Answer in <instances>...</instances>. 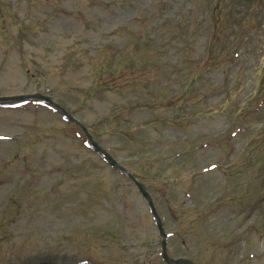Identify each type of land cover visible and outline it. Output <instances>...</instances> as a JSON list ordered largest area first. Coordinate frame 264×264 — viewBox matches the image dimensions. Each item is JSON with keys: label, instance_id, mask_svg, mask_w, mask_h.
<instances>
[{"label": "rangeland", "instance_id": "obj_1", "mask_svg": "<svg viewBox=\"0 0 264 264\" xmlns=\"http://www.w3.org/2000/svg\"><path fill=\"white\" fill-rule=\"evenodd\" d=\"M36 93L168 257L264 264V0H0V264H166Z\"/></svg>", "mask_w": 264, "mask_h": 264}, {"label": "water", "instance_id": "obj_2", "mask_svg": "<svg viewBox=\"0 0 264 264\" xmlns=\"http://www.w3.org/2000/svg\"><path fill=\"white\" fill-rule=\"evenodd\" d=\"M30 97H40V95H34V96H19V97H16V99H29ZM13 99V98H12ZM47 101H49L48 99H46ZM55 107H57L59 110H60V112L64 115V116H66V117H68V119H70V120H72V121H74V122H76L72 117H70L61 107H59V106H57V105H54ZM93 147L99 152V153H101L111 164H113L116 168H119L120 170H122V171H124L128 176H130L129 174H128V172L126 171V170H124L123 168H121L120 166H118L104 151H102L101 149H99L98 147H96V145L93 143ZM131 177V176H130ZM137 186H138V188H139V190L141 191V194L143 195V197H145V198H147L148 199V201H149V205H150V207H151V213L153 214V216H154V219H155V221H156V225H157V228H158V230H159V232H160V234L163 236V241H162V250H163V252H162V256H163V259L167 262V263H172V262H174V263H177V262H179L180 264H189V262L188 261H186V260H172V261H169L168 259H167V257H166V255H165V237H166V235L164 234V232H163V229H162V226H161V224H160V222H159V220H158V217H157V215H156V213H155V210H154V208H153V205H152V202H151V200H150V196H149V194L147 193V192H145V191H143L142 189H141V187H140V185L139 184H137Z\"/></svg>", "mask_w": 264, "mask_h": 264}, {"label": "bare ground", "instance_id": "obj_3", "mask_svg": "<svg viewBox=\"0 0 264 264\" xmlns=\"http://www.w3.org/2000/svg\"><path fill=\"white\" fill-rule=\"evenodd\" d=\"M140 194V193H139ZM141 195V194H140ZM142 196V195H141ZM143 198V197H142ZM146 203L148 204V202L146 201Z\"/></svg>", "mask_w": 264, "mask_h": 264}]
</instances>
